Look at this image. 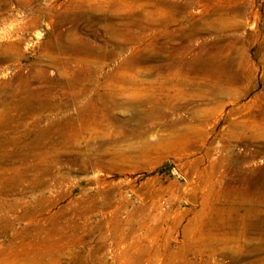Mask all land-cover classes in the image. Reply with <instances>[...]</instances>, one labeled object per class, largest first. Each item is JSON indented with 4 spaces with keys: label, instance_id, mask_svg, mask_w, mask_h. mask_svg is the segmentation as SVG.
Here are the masks:
<instances>
[{
    "label": "rangeland",
    "instance_id": "obj_1",
    "mask_svg": "<svg viewBox=\"0 0 264 264\" xmlns=\"http://www.w3.org/2000/svg\"><path fill=\"white\" fill-rule=\"evenodd\" d=\"M117 1L0 0V127L4 126L0 140L10 142L9 151L20 148L5 165L0 163V264H264L259 230L244 229L237 221L231 229L226 228L230 220L226 216L238 209L245 212L256 207L264 215V0H217L222 18H233L230 20L236 23L226 22L221 33L211 28L218 17L212 15L214 5L201 0ZM155 3H162L160 9L167 12V5L178 7L170 11L175 13L171 16L185 27V34L190 30L185 42L172 43L175 48L190 46V51L185 48L181 55L173 56L174 63L184 61L201 68L202 60L214 57L220 67L239 75V82L219 86L224 93L217 97L206 93L209 88L195 85L187 100L178 96L171 102L161 101L150 119L141 115L139 130H123L124 142H116L111 134L104 146L108 150L106 166L80 167L66 154L60 152L58 157L55 150L60 145L54 128L74 117L73 105L45 108L36 117H22V110L15 107L24 91L41 87L52 94L49 102L69 101L61 94L70 91L63 83L72 77L59 83V75L80 67L69 60L74 58L68 48L74 44L72 36L96 48L111 46L110 42L106 45L105 16L120 24L128 15L153 10L156 18ZM201 24L210 30L201 31ZM160 30L162 26L155 25L154 31L144 33ZM128 47L111 59L94 54L86 58L105 62L103 71L110 73L131 55ZM167 53L156 54L158 61L143 62L138 68L163 64ZM141 78L154 80L151 75ZM199 90L203 97L197 95ZM141 105V111L151 107L147 102ZM132 111L125 104L111 109V114L133 125ZM186 126H193L194 133L187 141L178 140L177 134ZM48 129L51 141L40 139L41 149L28 154L30 135L36 140ZM88 138L86 134L79 137L77 149L103 161L100 141ZM159 139H168L167 144L159 145ZM116 149L122 150L121 158L114 155ZM44 167L48 173L38 184L33 176ZM257 181L258 190L250 189ZM217 224L225 227L215 239H228L226 254L204 250L203 243L216 232L213 227Z\"/></svg>",
    "mask_w": 264,
    "mask_h": 264
},
{
    "label": "bare ground",
    "instance_id": "obj_2",
    "mask_svg": "<svg viewBox=\"0 0 264 264\" xmlns=\"http://www.w3.org/2000/svg\"><path fill=\"white\" fill-rule=\"evenodd\" d=\"M201 1L202 2H207V3H210V4L214 5V7L211 10L212 11V15H214V16L217 15L218 17L215 18L214 20H212L213 21L212 25H214V24L215 25L213 27H211L210 25L209 26L216 33H218V32L221 33L220 31H221V29L225 28V24H227L226 22L232 21L230 19H233V18H230V17L229 18H226V17L222 18V14L220 12L221 8L219 6L220 4L218 5L217 0H201ZM202 2H201V4H202ZM53 3L50 4V5H53ZM141 3H142V1H141ZM155 4L157 6L156 12L158 13V16L156 18L152 17L153 16V10H152V12L151 11L147 12V10H146V11H144L142 13H137L136 12V14L128 15V17L126 18V21L123 22V23H120V24L114 23L112 21V18L105 16L104 17V21H105L104 27L106 28V31L108 32L107 35H106L107 36L106 45L110 42L111 46H102V48H96V46L93 47L92 45H89L87 43L88 41L86 42L84 40H81L82 38L80 39L79 37H76L75 35L72 36V41H73L74 44H70L68 46V48H69V51L71 53V56L74 57V58H71V59L68 58V59L69 60H74L77 64L80 65V67H79V69L73 70L70 73H68V71H66V72L60 73V75H59V80H60L59 83H63V80H65L66 76H71L72 77V80L68 79L67 81H65L63 83L65 85V88L70 89V91L62 92V94H61V97L65 96V97H67V99L69 101L62 102V104H61V102H56V103L55 102H51V101L49 102V98L51 97L52 94L49 95L48 93L44 92L41 87H35V88L27 87L26 91H24V93H23L24 96L19 100L18 104H16V107H15V109H17V110H22L21 111L22 112V114H21L22 117H27V116L34 117L36 115V113H39L40 111H43L45 108L46 109H48V108L54 109V108H61L62 106L66 107V106H69V105H73L72 106V107H74L73 111H75L74 117H72L71 120H67V121H65L63 123H58L57 122L58 124L54 128V129H56V137H57L58 144L60 145V148L58 150H55V154L58 157L60 156L59 155L60 152L62 154H64V155L66 154L67 158L70 161L78 163L80 167H87V166H89L91 164H101L102 166H106L107 162L105 160L106 159L105 158V154H106V152L108 150L104 149V146L106 144H109L107 139L111 136V134H112V137L114 135V137L117 138L116 142H121V143L124 142L126 133L123 134V130H127L128 129V130H131L132 132H136L137 130H139L140 129V123H141L140 122L141 115H143L145 118L150 119L152 117L153 113L155 112L156 106L159 105L161 101H163V102H171L173 99H175V97H178V96H181L182 98H185V100H187L186 98L188 96H192L189 91H191L192 87L195 86V85L196 86H204V87L209 88V90H206V93L211 94V96H213V97H217V96H220L221 94L224 93L223 89L218 88L219 86H221L223 84L232 85V84H235V83L239 82V79H238L239 75H237L235 72H232L231 70H226V69H223L222 67H220V65L218 64V62L216 61V59L214 57L213 58L209 57V58H206V59L202 60L201 64H200L202 66L201 68L191 67V66H189L188 62H184V61H180L178 63H174L175 61H173V56H176L177 54L181 55L182 51L185 48H187L189 50L190 46L189 45H185V46H181V47L175 48V47H173L172 43L175 40L185 42V39L188 37L187 33L190 30L185 34V32L187 31V30L186 31L183 30L185 27L181 26L180 25L181 22H178V20L174 19L171 16V14L173 16L175 15V13L173 14L172 12H173V10L174 11L177 10L178 7H176L174 5H170V6L167 5L166 9H169L168 10L169 12H167L165 10H161L160 9V7L163 6L162 3H155ZM187 4L189 5L190 2H187ZM207 5H209V4H207ZM122 6H124V5H122ZM200 8H202V7H200ZM200 8H198V9H200ZM203 8H205V7H203ZM62 9H63V7H62ZM153 9H155V8H153ZM114 11H115V9H114ZM116 11H118V9ZM170 11H172V12H170ZM183 11H186V10H183ZM199 11H202V10L200 9ZM199 11L197 10V12H199ZM119 12L120 11H118V13ZM204 12H205V9H204ZM199 13H201V12H199ZM164 14H167V15L170 14L171 17L168 15V17L164 19L162 17V15H164ZM110 15H111V13H110ZM208 15H210V12H209ZM86 17L87 16H85V18ZM183 17H184V15H183ZM65 18H67V17H65ZM51 20L52 19H50V21ZM185 22H186V20H185ZM232 22H234V21H232ZM189 23L191 24V22H189ZM177 24H179V25H177ZM208 24H211V23L208 22ZM155 25L162 26V30H160L157 33L155 31L154 33H152V35H149V34L146 35L144 33L145 30L153 29V31H154ZM201 26H202V24H201ZM169 27H174V28L171 29ZM200 28L202 29L201 31L210 30L209 28H206V26L205 27L202 26ZM189 29H191V28H189ZM219 36H221V35H219ZM225 36H226V34H225ZM222 40H221V42H222ZM236 42H238V41H236ZM218 43H217V45H218ZM205 44H207V42ZM205 44H204V46H205ZM217 45L214 44L213 47L217 46ZM127 46H129L128 48L131 51V55L129 57L127 56L128 58L125 61H122L121 63H119V65H117V69L115 68V70L110 72V73L103 71V69L106 66L105 62H102L100 60L90 61V60H88L86 58L87 56H90L91 54H94V55H96V56H98L99 58H102V59H111V57L115 53H118L117 52L118 50L123 49L124 47H127ZM176 46H178V44ZM109 47H112V48H109ZM203 48H205V47H203ZM223 48H224V45H223ZM54 49H55V45H54ZM222 49H220V50H222ZM56 50H58V49H56ZM164 50L166 51V53H167V50H169L168 51L169 55H168V53L166 54L167 58L164 60L163 64H159L158 63L159 65L142 66V67H140V69L138 68L139 65L141 63H143V62H145V63L148 62L149 63L150 61H156L157 60V55L156 54H163ZM170 50H172V53L174 55H171V51ZM200 50L203 51L202 48ZM209 50H211V49H209ZM196 51L197 50H195V53H196ZM203 54H204V52H203ZM12 57H13V55H12ZM197 58H199V57H197ZM64 59H66V58H64ZM185 63H186L187 66H185ZM68 66H67V68H68ZM70 68H73V67H70ZM135 68H137V69H135ZM127 69L129 71H133L132 72L133 74H129V72L126 71ZM54 73H55V71H54ZM249 73H248V75H249ZM27 75H28V73H27ZM143 75H149V76L151 75V76L154 77V80L150 81V82H145L146 80L144 81L143 78H141V76H143ZM28 76H30V75H28ZM19 80H20V78H19ZM149 80H151V79H149ZM38 81H39V79H38ZM125 84H127L129 86H132V87L124 86ZM22 87H23V85H22ZM175 87H178V88H175ZM43 95L45 96V99L42 98ZM197 95L198 96H202V95L204 96V94L200 90H199ZM45 100H47L48 102L45 101ZM188 100H190V99H188ZM143 102H147L151 106V107L149 106L150 108H148L146 111L145 110L141 111L139 109L140 108L139 106ZM125 104L127 106L129 105V107H131V110H133L132 113H131L132 120L134 121L133 125H129L123 119H120V118L116 117L115 115L111 114V109H113L115 107H121L122 105H125ZM70 111H71V109H70ZM205 112H207V111L205 110ZM202 115H203V113H202ZM11 117H14V116H11ZM55 119H57V118H55ZM197 120L201 121V119L198 118V117H197ZM114 126L116 127V129L114 128ZM3 127L4 126L0 127V132L1 133H3V131H2ZM184 129H185V131L183 133L177 134V135H179L177 137L178 140L184 139L185 141H187L188 135L192 134V132L194 133L193 126L192 127L186 126ZM19 133H21V132H19ZM83 134L88 135L89 136L88 139L90 141H92V140H99L100 141V146L99 147L102 148V150H101L102 152L100 154V157L102 158L103 161H101V160H96L95 161V160H93L92 156L90 157L89 154H87L85 152H79L80 149H77L78 148V144H79L78 143L79 142V137H81ZM177 135L173 134V136H177ZM51 136H52L51 135V131L49 129L48 130H44L43 132H41L40 135H38V139H36V140L31 139V135H30V137H29L30 141H28L27 153L30 154L34 150H38V149L40 150L41 149L40 142H39L40 139H45L47 141H49V140L51 141V139H50ZM167 140L159 139L157 141V143L159 145H164V144H167ZM9 143L10 142H2L0 140V163L1 164H4L7 161H10L9 159L14 158V156L17 155L19 153V151H20V148L19 149H15L13 151L7 150L6 147L8 146ZM145 145H147V142L145 143ZM93 146H95V145H93ZM126 146H128V145H126ZM109 151H111V150H109ZM126 151H128V150H126ZM74 152H77V155H79V156H74L72 154ZM113 153H114V155H117L116 157H120L121 158L123 152H122L121 149H116L115 152H113ZM33 156H34V154H33ZM110 156H112V155H110ZM48 158L49 157L47 156V159ZM36 159H37V157H36ZM97 159H100V158H97ZM125 159H127V158H125ZM41 160H43V158ZM113 161H115V160H113ZM64 166H65V164H64ZM111 169H112V167H111ZM259 172H260V170H259ZM47 173H48V170H47L46 167H44L42 170L40 169V171L38 172V175L33 176V180L35 182H37L38 184H40V183H42L41 176L43 174H47ZM252 184H253L254 187L252 186L253 188H250V189L258 190V187H259L258 186V181H257V183L252 182ZM140 196H142V195H140ZM140 196H139V198H140ZM141 202H143V201H141ZM39 204H41L40 201H39ZM45 205L47 206V204H45ZM1 206H3V201L2 200H0V207ZM39 206H41V205H39ZM157 207H158V205H157ZM50 208H51V206H50ZM35 210H36V207H35ZM23 216H25V214L20 215V217H17V218H22ZM204 216H206V215H204ZM38 218H40V217H38ZM226 218L230 219L228 221V223H227V226H226L227 229H231L234 226V221L235 222L237 221V222H239L238 224L244 225V229L245 228H250V229H253V230L254 229L255 230H259L260 239H261L262 243L264 244V215H261L260 209H256V207H254L251 210L249 209L248 211H245V212H243V210L240 211V209H238L237 211H234L233 213L228 214L226 216ZM213 228L216 230V232L215 233H210L211 236L208 239V241L203 243L204 250L209 252V253H212V254H214L217 251L220 252L221 254H226L227 250H226L225 245H226V243H228V239H225V238H223V239H215V237H217L219 234H221L222 231L223 232L225 231V227L222 224H217V226H215ZM70 234H72V233H70ZM78 234H80V233H78ZM31 237H33V235ZM75 239H77V238H75ZM87 240H85V241H87ZM73 242H75V241H73ZM56 245H57V243H56ZM218 247H221V248H218ZM85 252H86V250H85ZM34 255H36V254H34ZM46 258H49V257H46ZM46 258H45V260H46ZM136 259H138V258H136ZM30 262H32V260ZM69 263H71V261Z\"/></svg>",
    "mask_w": 264,
    "mask_h": 264
}]
</instances>
